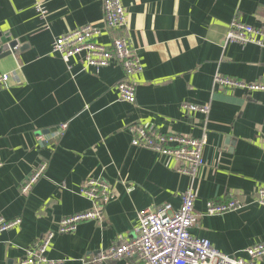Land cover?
I'll use <instances>...</instances> for the list:
<instances>
[{
    "label": "crops",
    "instance_id": "0c3cea01",
    "mask_svg": "<svg viewBox=\"0 0 264 264\" xmlns=\"http://www.w3.org/2000/svg\"><path fill=\"white\" fill-rule=\"evenodd\" d=\"M37 1L0 0V40L5 50L13 42L19 47L0 58V74L10 75L0 89V218L22 221L0 235V264H18L62 218L94 209L80 194L87 178L108 183L113 198L101 220L56 234L47 252L51 261L85 264L117 241L133 240L140 212L166 204L177 210L190 188L199 215L193 237L238 257L264 243V207L257 203L264 187V93L213 90L216 75L246 83L264 78V48L225 46L234 20L264 33V0H122L128 28L114 32L106 26L103 0H41L45 18L34 9ZM84 25L100 28L97 42L108 49L114 36L125 37L141 60L134 104L120 100L118 61L83 70L79 57L67 65L53 53L57 38ZM184 104L209 105L210 113L184 111ZM64 124L67 129L54 135ZM135 124L206 135V164L197 178L179 173L171 157L133 147ZM42 162L46 172L24 195L23 182ZM232 200L245 207L206 214L209 201Z\"/></svg>",
    "mask_w": 264,
    "mask_h": 264
},
{
    "label": "built area",
    "instance_id": "2783aa9c",
    "mask_svg": "<svg viewBox=\"0 0 264 264\" xmlns=\"http://www.w3.org/2000/svg\"><path fill=\"white\" fill-rule=\"evenodd\" d=\"M103 13L108 30L124 31L128 28L127 12L122 0H103ZM37 14L45 18L47 9L45 2L38 0L34 6ZM102 30L93 25H84L57 38L52 51L69 65L74 57H79L83 70H100L118 61L124 70V79L118 85L120 100L130 104L136 102L137 87L135 76L143 72L141 60L137 57L125 37L114 36L112 49L97 42ZM264 33L261 29L234 20L225 36V46L228 44H248L264 48L262 41ZM12 51H17L14 48ZM69 69L71 67L69 66ZM9 74H0V89L9 82ZM213 90L243 91L246 94L264 93V78L246 83L244 81L216 75L213 80ZM182 109L187 112L210 113V106L184 104ZM67 129L64 124L54 135H61ZM133 134L132 146L145 148L162 156L173 158L178 164V172L195 180L199 171L205 166L203 156L207 136L195 138L174 133H163L154 125L135 124L131 127ZM47 162H42L33 174L23 182L21 191L29 194L36 182L44 175ZM257 203L264 207V187L257 191ZM80 194L95 202L92 210L80 212L60 220L56 231L42 236L32 248L28 249L18 264H63L51 261L47 252L56 234L75 233L79 225L87 221L102 219V209L113 198L108 183L95 178H87ZM197 194L193 188L181 196L180 208L174 210L166 204L158 210L146 209L139 213V224L135 229L136 237L131 241H117L109 249L98 252L84 260L85 264H101L119 261L126 258H137L142 264H264V243L256 244L245 250L244 257L227 255L218 250L209 240L195 238L191 230L197 225L199 215L196 213L195 201ZM245 207L243 202L232 200L228 204L207 203L206 214L222 215L238 211ZM21 219L6 220L0 218V235L20 226Z\"/></svg>",
    "mask_w": 264,
    "mask_h": 264
},
{
    "label": "water",
    "instance_id": "95a60500",
    "mask_svg": "<svg viewBox=\"0 0 264 264\" xmlns=\"http://www.w3.org/2000/svg\"><path fill=\"white\" fill-rule=\"evenodd\" d=\"M8 48L9 49L6 48V50H5L4 43L0 40V58L1 57H7L11 54H14L16 52V51H12L14 48H16V50H19V47L17 46V44L15 42L9 44Z\"/></svg>",
    "mask_w": 264,
    "mask_h": 264
}]
</instances>
